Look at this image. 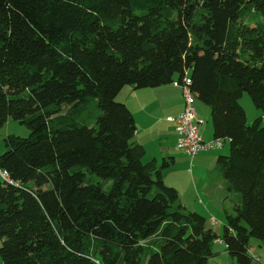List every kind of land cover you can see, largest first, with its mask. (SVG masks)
<instances>
[{
    "label": "trees",
    "instance_id": "16d2710c",
    "mask_svg": "<svg viewBox=\"0 0 264 264\" xmlns=\"http://www.w3.org/2000/svg\"><path fill=\"white\" fill-rule=\"evenodd\" d=\"M185 79L215 139L230 141L217 167L240 203L221 236L165 183L169 162L144 163L134 114L118 100L127 86L184 89ZM246 93L261 113L252 123ZM10 119L30 135H9L0 155L5 264H210L217 242L256 264L264 0H0V131Z\"/></svg>",
    "mask_w": 264,
    "mask_h": 264
},
{
    "label": "crops",
    "instance_id": "0c3cea01",
    "mask_svg": "<svg viewBox=\"0 0 264 264\" xmlns=\"http://www.w3.org/2000/svg\"><path fill=\"white\" fill-rule=\"evenodd\" d=\"M122 94L126 96L124 102L137 122L136 140L146 150L145 161L155 160L157 166L161 161L169 162V168L163 171L164 180L167 185L178 190L181 204L187 210L193 205L202 208L204 204L208 210L213 208L210 212L221 219L217 210L221 208L220 202L225 193H230L227 182L217 167L221 149L190 157L176 147L178 136L170 118L178 116L185 109L181 90L173 85L158 90H135L127 87ZM201 104L203 103L197 105L196 109L199 133L205 141H212L215 135L211 111L208 106ZM213 223L217 221L214 220ZM217 243L221 250L216 252L214 249L212 264H234L226 244ZM256 247V244L252 245L257 252ZM262 247L263 245L259 248ZM260 258L264 263V259Z\"/></svg>",
    "mask_w": 264,
    "mask_h": 264
},
{
    "label": "rangeland",
    "instance_id": "374dc122",
    "mask_svg": "<svg viewBox=\"0 0 264 264\" xmlns=\"http://www.w3.org/2000/svg\"><path fill=\"white\" fill-rule=\"evenodd\" d=\"M190 71H189V77H190ZM175 86L174 84H171L169 86ZM130 87V86H127ZM177 88H179L183 94V99H185L184 96V90L182 87L180 86H175ZM142 90H146V89H142ZM148 98H152V97H148ZM146 98V99H148ZM119 101L124 102L126 101V96L124 94L120 95ZM200 101L197 102L196 104V109H197V105H200ZM242 106L244 107L246 113H247V117H248V122L252 123L254 122V120L261 115V113L257 110V108L255 107V105L253 104L249 94H244V96L242 97L241 100ZM204 105L205 104H201ZM207 107V106H205ZM212 119V117H211ZM9 135H14V136H19V137H28L30 135V130L28 129L27 126L20 124L19 122L15 121L14 119H10L8 124L5 126V128L0 131V155H2L5 151H6V145H5V140ZM221 153V155H228L230 152V148L229 145L226 144V146L221 149L219 151ZM144 163H147L144 161ZM163 163V161H161L160 165L161 166ZM112 186V182H108L105 186V190H110V187ZM169 186V185H168ZM181 203V201H180ZM202 203V202H201ZM221 208L220 210L218 209L217 212L218 214H220L221 219L219 218V216L214 215L213 213H211V210H208V207H205V205L203 204V209L200 208L199 206H191L190 209H188L191 212H196L198 211V214H202L206 217L207 219V226L211 227L215 233H217L219 236L222 235L223 231H224V226H225V221H226V212H233V208L235 206V204H239L240 203V197H238V194L235 193H225V195L222 197L221 200ZM192 208V209H191ZM216 220L217 223H213V221ZM3 241L0 239V247L2 246ZM257 245L256 248L257 249V254L259 256H261L264 259V243L258 239H252L251 240V245ZM222 245V244H221ZM263 245L262 248H259ZM218 243H215L213 250L215 249L216 252H220L221 248H218ZM218 258V257H217ZM234 261V264H238L236 258H231ZM218 262H221L220 260H216ZM0 264H5L0 256ZM210 264H212V260H210Z\"/></svg>",
    "mask_w": 264,
    "mask_h": 264
},
{
    "label": "built area",
    "instance_id": "2783aa9c",
    "mask_svg": "<svg viewBox=\"0 0 264 264\" xmlns=\"http://www.w3.org/2000/svg\"><path fill=\"white\" fill-rule=\"evenodd\" d=\"M175 85L178 86L177 83ZM183 90L185 96V109L178 116L170 118L171 121L176 123V133L178 136L176 141L177 149L187 156L195 157L203 152L224 148L228 140L214 139L212 141H205L202 138L197 123L195 105L197 100L190 90V81L187 79L184 80ZM248 253L254 263L264 264L255 248L251 247Z\"/></svg>",
    "mask_w": 264,
    "mask_h": 264
},
{
    "label": "water",
    "instance_id": "95a60500",
    "mask_svg": "<svg viewBox=\"0 0 264 264\" xmlns=\"http://www.w3.org/2000/svg\"><path fill=\"white\" fill-rule=\"evenodd\" d=\"M230 144V141H227V145H229Z\"/></svg>",
    "mask_w": 264,
    "mask_h": 264
}]
</instances>
